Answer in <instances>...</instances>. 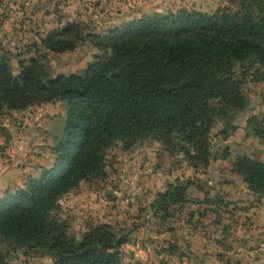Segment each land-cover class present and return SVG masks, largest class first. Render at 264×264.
Returning <instances> with one entry per match:
<instances>
[{
    "label": "trees",
    "instance_id": "1",
    "mask_svg": "<svg viewBox=\"0 0 264 264\" xmlns=\"http://www.w3.org/2000/svg\"><path fill=\"white\" fill-rule=\"evenodd\" d=\"M212 13L181 8L126 22L104 35L69 22L42 40L63 53L91 39L101 54L80 73L53 75L44 57L21 60L0 53V114L65 101L64 133L55 160L38 178L0 198V240L41 248L52 264H127L128 233L112 223L91 225L78 239L57 214L58 200L83 181L106 177L108 151L153 138L172 155L208 164L209 135L219 118L230 124L248 100L236 65L264 68V0H237ZM233 171L264 198V161L238 157ZM188 200V184L170 183L156 205L165 214Z\"/></svg>",
    "mask_w": 264,
    "mask_h": 264
},
{
    "label": "rangeland",
    "instance_id": "2",
    "mask_svg": "<svg viewBox=\"0 0 264 264\" xmlns=\"http://www.w3.org/2000/svg\"><path fill=\"white\" fill-rule=\"evenodd\" d=\"M237 6V0H0V53L9 54L14 75L20 72L21 60L35 56L44 57L53 75H70L80 73L101 52L90 38L71 51H47L42 40L69 22L82 23L86 33L104 35L154 13L181 8L212 13ZM236 71L249 103L230 124L217 120L209 135L208 164L172 155L153 138L131 148L118 143L108 151L106 177L83 181L58 200L57 214L68 222L70 233L81 239L91 225L109 222L129 234L122 246L127 264H141L133 250L137 246L148 248L145 257L154 252L158 264H179L177 260L188 256L186 233L200 230L212 237L242 232L248 224L251 228L255 221L245 213H256L264 203L247 194L248 185L232 168L238 157L264 161V68L237 64ZM66 117L65 101L0 114L2 196L53 165ZM11 169L14 173L5 178ZM170 183L188 184V200L165 214L156 201ZM233 242L227 239V245L234 247ZM0 264H52V257L41 248L9 246L0 240Z\"/></svg>",
    "mask_w": 264,
    "mask_h": 264
},
{
    "label": "crops",
    "instance_id": "3",
    "mask_svg": "<svg viewBox=\"0 0 264 264\" xmlns=\"http://www.w3.org/2000/svg\"><path fill=\"white\" fill-rule=\"evenodd\" d=\"M251 157L254 159L253 156ZM255 159L259 160L261 158L258 159V157H256ZM12 173H14V169L6 171V173H4L5 178H8V174ZM234 173L241 177V175H239L238 173ZM246 192L247 194L250 193V196L253 195L248 186ZM3 193L4 192L0 190V198L3 197ZM261 200L264 203V198H261ZM245 214H250L251 216H253V221H255V224L249 229L248 224L247 229L244 228L242 232L239 231L234 233L233 235L225 234L223 232L211 237L210 234H207L205 231L200 232V230L186 233V239H188V256H186L182 262H179L177 260V263L264 264V204L256 213L250 211V213ZM253 227L254 229H252ZM227 239H232L234 241V247L231 245H227ZM133 248L136 253L135 258L141 264H158V258H155L154 252L153 254L149 253V255L151 254V257H145L147 255L148 248L145 249L144 247L140 246ZM169 263L171 264L172 261H170Z\"/></svg>",
    "mask_w": 264,
    "mask_h": 264
}]
</instances>
